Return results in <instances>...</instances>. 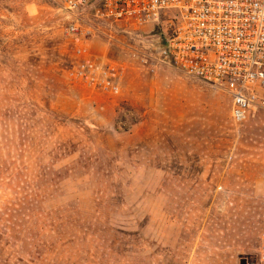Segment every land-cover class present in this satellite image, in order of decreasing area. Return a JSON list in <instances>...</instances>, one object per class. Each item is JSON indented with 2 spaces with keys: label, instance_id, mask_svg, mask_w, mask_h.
I'll list each match as a JSON object with an SVG mask.
<instances>
[{
  "label": "rangeland",
  "instance_id": "obj_1",
  "mask_svg": "<svg viewBox=\"0 0 264 264\" xmlns=\"http://www.w3.org/2000/svg\"><path fill=\"white\" fill-rule=\"evenodd\" d=\"M99 27L107 94L52 2L0 0V264H256L264 114L235 125L223 92L141 65L157 31Z\"/></svg>",
  "mask_w": 264,
  "mask_h": 264
},
{
  "label": "built area",
  "instance_id": "obj_2",
  "mask_svg": "<svg viewBox=\"0 0 264 264\" xmlns=\"http://www.w3.org/2000/svg\"><path fill=\"white\" fill-rule=\"evenodd\" d=\"M49 1L64 21L70 43L83 57L74 68L81 85L103 94L117 88V66L86 53L87 45L100 36L115 41L100 24L109 30L120 27L127 34L149 28L158 32L152 35V43L143 46L138 40L140 48H128L141 65L171 67L223 92L230 100L229 115L235 125L264 114V0ZM126 125L123 116L121 126ZM256 264H264V234L258 241Z\"/></svg>",
  "mask_w": 264,
  "mask_h": 264
}]
</instances>
